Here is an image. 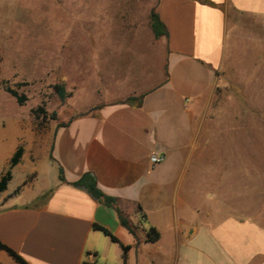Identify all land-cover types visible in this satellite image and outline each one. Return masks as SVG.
Masks as SVG:
<instances>
[{
  "label": "crops",
  "instance_id": "obj_1",
  "mask_svg": "<svg viewBox=\"0 0 264 264\" xmlns=\"http://www.w3.org/2000/svg\"><path fill=\"white\" fill-rule=\"evenodd\" d=\"M155 10L167 30L159 39L164 78L136 100L104 104L60 126L43 151L48 177L40 184L35 162H27L10 191L24 152L0 192L8 197L0 200V242L28 264H264V217L221 210V179L199 178L192 160L195 112L226 58L228 10L264 16V0H157ZM152 154L164 160L152 166ZM84 174L113 198L112 207L73 184ZM149 228L157 241L148 239ZM0 264L16 262L0 250Z\"/></svg>",
  "mask_w": 264,
  "mask_h": 264
},
{
  "label": "rangeland",
  "instance_id": "obj_2",
  "mask_svg": "<svg viewBox=\"0 0 264 264\" xmlns=\"http://www.w3.org/2000/svg\"><path fill=\"white\" fill-rule=\"evenodd\" d=\"M156 2L0 0V82L27 96L20 106L0 89V178L14 151L26 152L10 191L32 166L27 162H35L40 184L48 177L43 151L60 126L104 104L136 99L164 78V47L150 25ZM227 27L224 65L195 112L193 166L199 178L221 179V210L264 217V16L228 10Z\"/></svg>",
  "mask_w": 264,
  "mask_h": 264
},
{
  "label": "trees",
  "instance_id": "obj_3",
  "mask_svg": "<svg viewBox=\"0 0 264 264\" xmlns=\"http://www.w3.org/2000/svg\"><path fill=\"white\" fill-rule=\"evenodd\" d=\"M150 25H151V28L153 30L154 35L157 38L167 36V30H166L165 26L162 24L156 10L152 12ZM0 63H1V61H0ZM0 89H2L5 93H7L8 95L15 98L16 102L20 106H24L25 103L27 102V96L25 94H21L16 89L9 86L7 84V82H0ZM54 89L62 100L68 96L66 94L65 89H64L62 84H56L54 86ZM130 100L133 101L136 99L128 98V101H130ZM23 151H24V148L22 146H19L17 148V150L14 151V153L11 157V160H10V169L7 172H5L0 178V192H4L7 189L8 183L12 179V170L17 164L20 163L22 155H23ZM63 175L64 174H63L62 168H60L59 169V179L62 181H64ZM73 184L75 186H79V187L84 188V190H86L88 193H90L92 196H94L96 200H98L99 202H102L107 207L113 206V204H114L113 198L106 196V194L103 193L98 188L96 180L92 174L82 175ZM16 191L18 192L19 189L18 190L16 189ZM47 196H49V194L41 196L39 198V202L44 200ZM125 222L126 221L124 219H122V224L127 226V224ZM94 228L98 229V230H102L106 235L110 236L114 242H119V240L115 236H113L109 231L105 230V228H103L99 225H94ZM128 229L131 231V229L129 227H128ZM147 235H148V239L150 240V242H155L159 239V234H158L157 230L154 228H149L147 231ZM123 249H124V259L126 262L127 247H123ZM0 250L5 251L9 256H11L14 259V261L16 262V264H28V262L25 259H23L20 255H18L15 252V250H13L12 248L8 247L7 245H5L1 242H0Z\"/></svg>",
  "mask_w": 264,
  "mask_h": 264
},
{
  "label": "built area",
  "instance_id": "obj_4",
  "mask_svg": "<svg viewBox=\"0 0 264 264\" xmlns=\"http://www.w3.org/2000/svg\"><path fill=\"white\" fill-rule=\"evenodd\" d=\"M149 160H150V163L152 164V166H156L164 160V156L158 155V154H154V155L152 154V155H150Z\"/></svg>",
  "mask_w": 264,
  "mask_h": 264
}]
</instances>
